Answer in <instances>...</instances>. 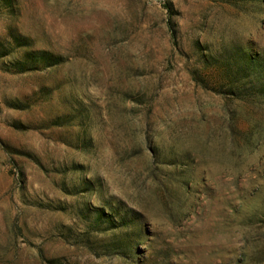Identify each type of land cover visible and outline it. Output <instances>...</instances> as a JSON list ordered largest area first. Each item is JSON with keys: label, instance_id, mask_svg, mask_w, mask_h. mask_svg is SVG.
Instances as JSON below:
<instances>
[{"label": "rangeland", "instance_id": "374dc122", "mask_svg": "<svg viewBox=\"0 0 264 264\" xmlns=\"http://www.w3.org/2000/svg\"><path fill=\"white\" fill-rule=\"evenodd\" d=\"M0 264H264V0H0Z\"/></svg>", "mask_w": 264, "mask_h": 264}, {"label": "trees", "instance_id": "16d2710c", "mask_svg": "<svg viewBox=\"0 0 264 264\" xmlns=\"http://www.w3.org/2000/svg\"><path fill=\"white\" fill-rule=\"evenodd\" d=\"M26 56L28 60L36 58L39 61H42L46 66L58 64L61 61L60 57H56L46 51H36L33 52V54L28 53Z\"/></svg>", "mask_w": 264, "mask_h": 264}]
</instances>
